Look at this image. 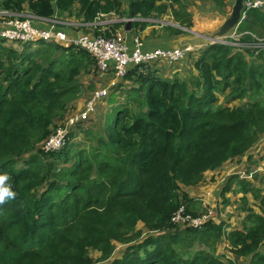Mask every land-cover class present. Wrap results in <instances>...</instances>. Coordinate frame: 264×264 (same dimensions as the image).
Here are the masks:
<instances>
[{"label":"trees","instance_id":"1","mask_svg":"<svg viewBox=\"0 0 264 264\" xmlns=\"http://www.w3.org/2000/svg\"><path fill=\"white\" fill-rule=\"evenodd\" d=\"M123 1L0 0V9L44 19L76 13L84 23L110 14L146 20L171 15L181 27L194 26L189 8L197 0H129L125 9ZM227 1L212 0L220 11ZM151 25L133 22L131 28ZM166 29L169 36L186 34ZM239 30L264 39V12L250 11ZM196 53L187 56L197 75L186 79L129 65L121 83L127 102L112 99L116 104L108 103L99 131L93 119L80 123L62 150L47 154L44 142L70 113L66 95L84 88L81 78L101 77L97 61L78 47L8 44L0 37V174H8L16 192L0 205V264H235L217 254L226 240L236 258L264 264V191L237 175L222 196L234 186L243 194L242 228L229 230L223 220L187 229L171 222L182 205L194 216L202 211L183 187L197 186L207 171L245 156L264 135V52L213 44ZM223 95L244 104L221 105ZM248 194L259 211L248 207ZM118 245H127L121 257Z\"/></svg>","mask_w":264,"mask_h":264},{"label":"built area","instance_id":"2","mask_svg":"<svg viewBox=\"0 0 264 264\" xmlns=\"http://www.w3.org/2000/svg\"><path fill=\"white\" fill-rule=\"evenodd\" d=\"M252 10L264 12V0H246L244 10L240 16L238 26L243 24ZM100 15L96 21L91 24L95 27L120 23V20L99 22ZM46 20L32 15L29 11L13 12L0 9V25L6 28L0 32V37L7 40L8 44H26L29 42L44 41L45 43H58L64 48L78 47L91 54L97 61L98 69L101 74H107L113 71L117 78L125 77L130 64L143 66L150 69V66L165 62L173 66L186 58L188 54L194 52L190 45L175 49H155L143 51V41L140 37L134 38V47L129 53L126 37L121 31L112 32L109 36L100 34L96 36L82 35L78 38H69L65 32L58 30L57 22L51 21L49 30H41L36 26L38 21ZM136 19H125L124 23L135 22ZM250 36L251 40L245 41L244 37ZM215 43L232 46L239 51H252L255 55L264 52V39L250 32H240L238 29L230 36L217 39ZM114 63L113 69L109 62ZM109 95V87H100L95 90L88 100L82 106L70 111L69 115L63 121V124L55 128L51 136L44 142L42 148L45 153H53L62 150L68 141L71 130L80 123H85L96 113V106ZM241 179L252 181L256 175L264 177V162L253 167L249 172L239 173ZM201 213L197 216L188 212L187 207L182 205L172 216L171 222L181 229L201 228L206 222L212 221L215 209L202 203L200 205ZM205 208L207 209L205 211ZM124 246L118 245L117 252Z\"/></svg>","mask_w":264,"mask_h":264},{"label":"crops","instance_id":"3","mask_svg":"<svg viewBox=\"0 0 264 264\" xmlns=\"http://www.w3.org/2000/svg\"><path fill=\"white\" fill-rule=\"evenodd\" d=\"M205 1L207 0H204L202 3L201 0H197L196 2H194V6L192 5L189 8V12L193 16V23H194L193 28L196 29V32L194 31L195 32L194 34L196 35V37L199 38V41L197 43L199 47H203L207 45V40L209 37L215 36L219 38V37L231 35L236 28H240L243 25L242 24L241 26H238L239 23L238 21V23L232 28L226 26L227 21L230 19L232 15L233 7L235 6L237 0L235 1L228 0L227 1L228 8L224 9L223 11H220L217 8H215L212 1L211 3H205ZM245 2L246 0H244L243 2V7L240 11V16L244 10ZM127 5L128 2L124 3V6H126V8ZM205 9H207L208 13L201 12ZM210 11L212 13H210ZM125 18H127V16H125ZM51 21H56L57 22L56 28H58V30L62 32H65L69 38H78L79 36L85 34L96 36L97 34L102 33L110 28L109 27L106 29V26L97 28L94 25L84 23L82 21V18L76 16V13L74 14V16L70 17L67 14H62L59 12H56L53 18L51 19L38 21L36 23V26L41 30H49L51 27ZM151 24L154 25L147 27L144 31H139L132 28L131 30H127L126 26L125 29H123V27L118 28V30L123 32V34L126 37L127 45L129 47V53H131L134 47V38L136 36L140 37L143 41V47H142L143 51H151L155 49H175V48L183 47L185 45H190L188 42V39L190 38L188 34L186 35L184 34L182 36H169L167 34L166 26L169 25L172 27H176L173 24H177L174 22V19L171 17V15L163 16L161 19H154L153 22H151ZM177 25L179 26V24ZM5 28L6 26L0 25V32L3 31ZM188 56L186 57L185 60H183L182 62H180L179 64L173 67L162 61L152 65L151 68H153V70H157V74L164 79H172L175 77L186 79L191 75L194 76L197 75V72L195 71L194 67L193 66L191 67V60L188 59ZM109 65L113 69L114 63L112 61L109 62ZM101 78L107 79L106 81H103V84H106L107 86L104 85L99 87H109V89L123 82L122 80L123 78H117L115 73L111 70L107 74H101ZM131 85L132 83H128V82L125 83V86L127 87ZM100 104L101 102L97 104L96 111H97V107ZM92 118L93 116L90 118V120H92ZM262 158L264 159V135L261 136L258 143L249 152H247L245 156L239 159L230 160L226 162L223 166H221L220 168L214 171L212 170L207 171L204 174V178L199 185L193 187H183V192L187 193L190 198L195 199L197 202L202 201L205 205L214 207L216 212L212 221L216 223H220L221 220L225 221L224 219L221 218L219 219L217 216L218 214L217 209L218 207L221 206V202H222V197H223L222 191L223 188L225 187L224 185L226 184V182H228L230 178L229 177L227 179V177L225 176L227 175V173L230 174L231 171L236 170L237 167L241 169L244 167L250 168L249 166L250 163L248 165V161L251 160L257 161L259 159L261 160V162H264V160L262 161ZM240 161H241L240 165H237V163ZM257 183L255 184L251 183V185L255 188L263 189L261 187H258ZM234 189L235 186L233 187L232 191L226 195V198L230 199L231 203L233 198L238 200V202L241 204L240 199L242 198L243 194L242 193L235 194L233 192ZM249 195L251 194L247 195L248 207H253L254 209H256L257 207L260 206V204L255 201L252 195H251L252 197H249ZM252 198H253V202H251ZM228 208H232V207L229 206ZM257 209L259 211V208ZM239 214L241 215V218H238V220H242L246 216V213L243 212L242 210L239 211ZM141 225L143 227V224ZM221 245L222 247H226L228 251L220 254L219 246H218L217 249L218 255L226 256L225 257L226 259L233 261L235 264H247L245 259L236 258V256L230 250L229 243H222Z\"/></svg>","mask_w":264,"mask_h":264},{"label":"rangeland","instance_id":"4","mask_svg":"<svg viewBox=\"0 0 264 264\" xmlns=\"http://www.w3.org/2000/svg\"><path fill=\"white\" fill-rule=\"evenodd\" d=\"M126 2H128L129 0H124ZM204 0H201V2L203 3ZM212 0H207L205 1V3H211ZM235 1V0H234ZM194 6V4H193ZM126 7V6H124ZM125 11V10H124ZM201 11V10H200ZM201 12H204V13H208L207 12V9L201 11ZM210 13H212L210 11ZM123 19H127V18H123L122 16H118V14H110V15H107L106 17H102L100 20H98L99 22H103V21H111V20H123ZM191 31H193V33L191 32H186V34L189 35V39H188V42L190 44V46L193 48V50L195 51L194 53L196 52H200V49H199V46H198V41H199V38L196 37V35L194 34L196 32V29H190ZM195 31V32H194ZM257 33V32H256ZM185 34V35H186ZM258 34V33H257ZM256 34V35H257ZM258 36V35H257ZM34 45H37V44H34ZM193 56H197V53L196 54H192ZM81 78V77H80ZM79 78V79H80ZM78 79V80H79ZM107 79L106 78H98V76H95V74L93 75H90V76H86V77H83L81 78V83L83 81L84 83V88H82L79 92L76 93V96L73 97V98H70V95L67 94L66 95V99L68 100L66 103H68L67 105V108H68V112L72 111V110H75L77 107L79 106H82L83 103L88 100V98L93 94V92H95L94 90L97 89V87L99 86H107L106 84H103V81H106ZM100 81V82H99ZM99 82V83H98ZM98 83V84H97ZM90 84H92L94 86V89L93 88H89L87 86H89ZM121 85V84H120ZM100 88V87H99ZM117 86H114L112 88L109 89V96L106 100H104L103 102H101V104L97 107V111L96 113L93 115V120L94 122L93 125L95 127H97V131L100 130V127H101V123L103 120H105L108 116V110L107 111H104L107 107H108V103L110 104H116V101H112V99H115L118 98V97H121V98H124V102H119V105L121 104H124L127 102V99H126V90L124 89V86H119L116 90ZM115 92V93H114ZM113 93V94H112ZM111 96V97H110ZM224 96V95H223ZM221 96L219 98V103L221 105H227L228 107H233V106H238V105H241V104H244V101H234V102H228V100H226L227 96ZM61 124H63V121L61 122ZM55 129V128H54ZM73 143H75L77 146H76V149L80 147V141H79V138L78 137H75L73 140H72ZM264 159L262 158V161ZM261 162V160H257V161H254V160H251V161H248V165L250 163V168H239L237 167L236 170H233L230 172V176L232 175H238V172L240 170H250L252 169L253 167H256L259 165V163ZM241 161L237 163V165H240ZM229 176V177H230ZM258 180V187H261L263 189H261V193L264 191V178L262 179L261 176H259V178L257 179ZM231 197V196H229ZM249 197H252L251 195H249ZM228 200V202L226 203L225 201ZM251 202H253V198L251 199ZM256 205V204H255ZM229 206H231L232 208H228ZM241 204L238 202V200L236 199H233L232 198V203H231V200L228 199V198H224L222 197V202H221V206L218 207V218L220 219H224L225 223L228 224L229 228L232 229L233 227L235 228H242V222L244 219L242 220H238V218H241V215L239 214V211L241 210ZM257 207V206H256ZM258 208V207H257ZM255 209V211H258V209ZM207 209L205 208V211ZM222 215V216H221ZM246 217V216H245ZM222 221V220H221ZM140 229V227H142V225L140 224L138 226ZM229 229V230H230ZM222 243H228L227 240L224 241V242H221ZM219 244V253L222 254V253H225L228 251V249L226 247H222V245ZM127 247V245L124 246V249ZM123 248L121 249V252L122 250H124ZM92 256L94 258L98 257L99 254L97 252H92L91 253ZM121 257V256H119ZM226 257V256H224ZM102 264V263H101ZM104 264H108V263H104Z\"/></svg>","mask_w":264,"mask_h":264},{"label":"clouds","instance_id":"5","mask_svg":"<svg viewBox=\"0 0 264 264\" xmlns=\"http://www.w3.org/2000/svg\"><path fill=\"white\" fill-rule=\"evenodd\" d=\"M107 16V15H106ZM127 19H132V18H127ZM133 19H136L137 21H135V22H143V21H149V22H153V20L154 19H150V20H146V19H140V18H133ZM123 20H125V19H123ZM123 20H120V21H122V22H120V24H124V26H122L123 27V29H125V26L129 23H124L123 22ZM96 21V20H95ZM94 21V22H95ZM112 21V20H111ZM93 22V23H94ZM107 22H109V21H107ZM93 23H88V24H93ZM131 23H133V22H131ZM116 24H118V23H116ZM114 25V24H113ZM113 25H110L109 27H111V26H113ZM174 26H176L177 27V24H173ZM242 25V24H241ZM240 25V26H241ZM104 25H102L101 27H103ZM100 27V26H99ZM109 27H106V29L107 28H109ZM181 27V26H180ZM98 28V27H97ZM184 28V27H183ZM187 29V28H186ZM236 29H238L239 30V28H236ZM235 29V30H236ZM190 30V29H189ZM118 31V30H117ZM184 31V30H183ZM240 31V30H239ZM116 32V31H115ZM185 32H188V31H185ZM240 32H246V31H240ZM106 34L107 35V33L104 31V32H102V34ZM112 33V31H110V34ZM234 33V32H233ZM85 35H89V34H85ZM100 35V34H99ZM107 36H109V35H107ZM228 36H230V35H228ZM136 37H138V36H136ZM223 37H225V36H223ZM219 38H221V37H219ZM219 38H212V37H209L208 38V40H210L211 42L210 43H207V45H205V46H208V45H213V44H218V43H215V41L217 40V39H219ZM186 46V45H185ZM205 46H203V47H205ZM203 47H199V49H202ZM195 52V51H194ZM191 53V54H196V53ZM259 55V54H258ZM255 56H257V55H255ZM187 57V56H186ZM186 59V58H185ZM184 59V60H185ZM183 61V60H182ZM181 61V62H182ZM180 63V62H179ZM179 63H177V64H179ZM177 64H175V65H177ZM169 65V64H168ZM175 65H173V66H175ZM173 66H171V67H173ZM61 125V124H60ZM58 127V126H57ZM57 127H55V128H57ZM74 128H76V126L74 127ZM73 128V129H74ZM260 163H262V162H260ZM259 163V164H260ZM251 170V169H250ZM250 170H247V169H245V170H240L239 172H238V177H239V179L240 180H245V179H241L240 178V175H239V173L240 172H242V171H247V172H249ZM229 176H230V174L229 173H227V175L225 176V177H227V179L229 178ZM233 176V175H232ZM231 177V176H230ZM259 178V175H256L255 176V178L252 180V181H249V180H246L247 182H251V183H253V184H255V183H257L258 182V179ZM262 179L264 178V177H261ZM9 180H10V177L8 176V174H0V205H2V204H4L5 202H6V200H9V199H15V197H16V192L13 190V186H12V184L11 183H9ZM227 183V182H226ZM224 186H226V184L224 185ZM198 203H200V204H202L203 202L202 201H198ZM215 209V208H214ZM216 212V211H215ZM215 214V213H214ZM173 216V215H172ZM215 216V215H214ZM213 220V219H212ZM177 226V225H176ZM181 229V228H180ZM119 256H121V250L120 251H118L117 252V254H116V257H119Z\"/></svg>","mask_w":264,"mask_h":264},{"label":"water","instance_id":"6","mask_svg":"<svg viewBox=\"0 0 264 264\" xmlns=\"http://www.w3.org/2000/svg\"><path fill=\"white\" fill-rule=\"evenodd\" d=\"M243 2H244V0H237L236 1L235 6L233 7L232 15H231L230 19L227 21L226 26H229L230 28H232L238 23L239 17H240V11L243 7ZM177 27L184 30V31H188V32L193 33V31H191L189 29L180 27L178 25H177ZM126 29L131 30V23L130 22L126 25ZM212 38H216V37L214 36ZM210 42H211L210 40H207V43H210Z\"/></svg>","mask_w":264,"mask_h":264}]
</instances>
